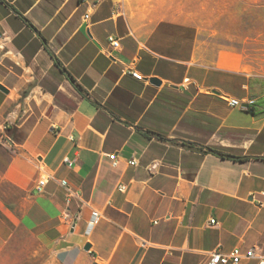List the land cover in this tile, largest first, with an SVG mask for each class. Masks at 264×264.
Segmentation results:
<instances>
[{"label": "crops", "instance_id": "obj_1", "mask_svg": "<svg viewBox=\"0 0 264 264\" xmlns=\"http://www.w3.org/2000/svg\"><path fill=\"white\" fill-rule=\"evenodd\" d=\"M169 4L0 0L1 243L60 264L264 254V74Z\"/></svg>", "mask_w": 264, "mask_h": 264}, {"label": "rangeland", "instance_id": "obj_2", "mask_svg": "<svg viewBox=\"0 0 264 264\" xmlns=\"http://www.w3.org/2000/svg\"><path fill=\"white\" fill-rule=\"evenodd\" d=\"M170 1L166 13L180 12L194 22L214 53L224 50L251 72L264 74V0ZM0 264L60 263L45 248L11 241L0 242Z\"/></svg>", "mask_w": 264, "mask_h": 264}, {"label": "built area", "instance_id": "obj_3", "mask_svg": "<svg viewBox=\"0 0 264 264\" xmlns=\"http://www.w3.org/2000/svg\"><path fill=\"white\" fill-rule=\"evenodd\" d=\"M89 16H90V13H87L85 15L86 18H89ZM110 42H111V45L113 46V48L120 47V40L119 39L111 37ZM131 74L139 80L145 79V77L142 75V73L136 69H131ZM229 102L233 106H242L243 105V101H241L240 99L235 98V97L230 98ZM254 102H255L254 99H250V100L246 101L247 105L250 103H254ZM111 157L114 159V163L116 164L117 163V154L113 153V154H111ZM129 163L131 165H136L137 159H135V158L131 159V160H129ZM49 178H50V176H47V175H43L41 178H39V180L37 181V185H36V189L39 193H42L44 191L45 185L47 184ZM61 184L67 188L68 196L69 197L72 196L73 191H72L71 187L68 185L67 180H65V179L61 180ZM118 188L121 191H125L127 189V185L120 184L118 186ZM99 216H100L99 213L95 212L93 215V219L91 221V224H94L95 222H97L99 219ZM211 221L215 222V219H212ZM243 258H258L259 264H264V254L260 248L257 249L256 247H253L246 252H242L240 247H235L229 253H222L220 251H214L212 253L211 259L205 264H238Z\"/></svg>", "mask_w": 264, "mask_h": 264}, {"label": "water", "instance_id": "obj_4", "mask_svg": "<svg viewBox=\"0 0 264 264\" xmlns=\"http://www.w3.org/2000/svg\"><path fill=\"white\" fill-rule=\"evenodd\" d=\"M154 83H157V84H160L161 83V80H159L158 78H156V77H153L152 79H151ZM0 89L1 90H3V91H8L3 85H1L0 84ZM90 247H91V244L90 243H87V245L85 246V249H90Z\"/></svg>", "mask_w": 264, "mask_h": 264}, {"label": "trees", "instance_id": "obj_5", "mask_svg": "<svg viewBox=\"0 0 264 264\" xmlns=\"http://www.w3.org/2000/svg\"><path fill=\"white\" fill-rule=\"evenodd\" d=\"M212 151H216V150H214V149H211ZM217 152V151H216ZM221 155H223V156H227V157H229L230 155H228V154H223V153H221ZM238 159H241V157H237Z\"/></svg>", "mask_w": 264, "mask_h": 264}]
</instances>
